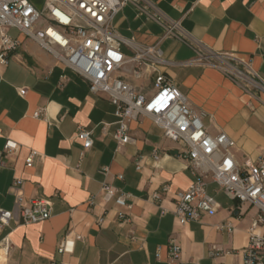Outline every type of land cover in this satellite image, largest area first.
<instances>
[{
    "label": "crops",
    "instance_id": "obj_1",
    "mask_svg": "<svg viewBox=\"0 0 264 264\" xmlns=\"http://www.w3.org/2000/svg\"><path fill=\"white\" fill-rule=\"evenodd\" d=\"M29 1L38 10L47 2ZM151 1L214 53L251 62L264 81V0ZM114 28L123 41L140 46L157 44L164 33L133 5L116 16ZM9 35L21 44L8 65L0 67V153L8 141L20 150L0 155V209L14 208L10 188L18 182L24 202L52 203V217L32 225L10 222L2 229L0 245L7 239L11 247L5 264H166L172 235L182 249L181 264H243L256 208L240 206L210 182L208 192L220 205L217 214L182 227L174 215L175 194L194 181L188 163L179 157L182 147L164 138L151 118L141 117L130 124L133 141L118 150L116 108L110 100L92 94L87 81L58 65L19 30L10 29ZM160 48L162 71L195 108L208 114L204 124L210 134L223 131L235 142L237 163L263 156L264 93H245L214 67L186 65L196 58L191 45L167 38ZM122 51L131 54L125 45ZM42 109L44 117L35 118ZM80 128L93 138L83 158ZM31 151L39 156L27 167ZM105 168L107 175L102 174ZM104 183L118 192L106 198ZM164 185L170 191L154 202L151 196L162 193ZM122 193L129 196L126 206L116 204ZM222 223H231L233 231L218 230ZM64 239L67 252L60 254Z\"/></svg>",
    "mask_w": 264,
    "mask_h": 264
},
{
    "label": "built area",
    "instance_id": "obj_2",
    "mask_svg": "<svg viewBox=\"0 0 264 264\" xmlns=\"http://www.w3.org/2000/svg\"><path fill=\"white\" fill-rule=\"evenodd\" d=\"M128 5L136 7L163 29V36L157 44L140 46L121 39L114 28V20ZM10 29L19 30L50 53L58 65L87 81L92 94L110 100L116 108L118 130L114 138L118 150L133 141L130 124L141 117L151 118L163 131L164 138L182 147L179 157L188 163L194 176L187 190L175 194L174 215L182 227L217 214L220 205L208 192L210 182L240 206L256 208L257 215L248 229L249 244L242 252L243 264H264V155L256 162L246 161L239 165L233 154L235 142L223 131L217 135L209 133L204 124L208 114L195 108L162 71L165 61L160 43L171 38L191 45L196 58L186 65L214 67L245 93H264V81L253 70L251 62L234 55L214 53L187 34L180 21L164 15L151 0H47L43 10L36 9L29 0H0V67L8 65L11 55L21 44L9 35ZM123 45L130 48V55L123 53ZM151 80H154V87L147 93L145 85ZM136 82L142 85L137 86ZM44 115L45 110L42 109L34 117L43 118ZM77 138L83 145V158L93 147L92 133L80 128ZM19 150L17 143L8 141L0 155L16 154ZM38 156L37 151H31L26 159L27 167H31ZM154 158L159 159L155 154ZM136 169L141 170L139 162ZM108 172L105 168L102 174L107 175ZM169 191V185H164L162 193H153L151 199L158 203L162 194ZM101 192L110 198L118 191L104 183ZM10 193L15 198L14 208L11 211L0 209V233L10 222L32 225L52 217L49 200L24 202L20 183L16 182ZM128 198L122 193L116 204L126 206ZM167 213L162 211V215ZM120 218L124 216L120 215ZM217 229L231 233L234 227L231 223H222L217 225ZM0 249L6 263L11 249L7 239L2 240ZM66 252L64 239L58 253ZM181 253L180 243L172 235L167 245L166 264H181ZM156 257L160 259L159 252Z\"/></svg>",
    "mask_w": 264,
    "mask_h": 264
},
{
    "label": "rangeland",
    "instance_id": "obj_3",
    "mask_svg": "<svg viewBox=\"0 0 264 264\" xmlns=\"http://www.w3.org/2000/svg\"><path fill=\"white\" fill-rule=\"evenodd\" d=\"M154 87V80H151V83H146L145 85V92H150Z\"/></svg>",
    "mask_w": 264,
    "mask_h": 264
},
{
    "label": "bare ground",
    "instance_id": "obj_4",
    "mask_svg": "<svg viewBox=\"0 0 264 264\" xmlns=\"http://www.w3.org/2000/svg\"><path fill=\"white\" fill-rule=\"evenodd\" d=\"M3 251L0 249V262L5 263V258L3 256Z\"/></svg>",
    "mask_w": 264,
    "mask_h": 264
}]
</instances>
